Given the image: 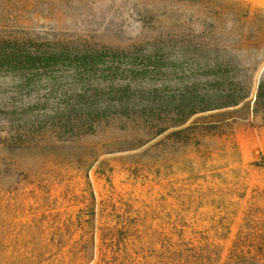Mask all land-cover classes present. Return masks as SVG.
<instances>
[{"label":"rangeland","instance_id":"obj_1","mask_svg":"<svg viewBox=\"0 0 264 264\" xmlns=\"http://www.w3.org/2000/svg\"><path fill=\"white\" fill-rule=\"evenodd\" d=\"M263 75L264 0H0V264H225L264 221Z\"/></svg>","mask_w":264,"mask_h":264},{"label":"trees","instance_id":"obj_2","mask_svg":"<svg viewBox=\"0 0 264 264\" xmlns=\"http://www.w3.org/2000/svg\"><path fill=\"white\" fill-rule=\"evenodd\" d=\"M245 23H249L248 18L244 21V24ZM231 45L232 47L236 46L234 40H232ZM238 66L244 68L242 64ZM253 70L254 69H252V71ZM251 84V77L245 80L232 77L231 82L224 91L226 103L218 105V109L240 107L241 105H243L244 108H248L249 103L247 100L252 92ZM263 101L264 75L259 84L257 99L252 113L255 118L263 114ZM247 223L248 226L252 228V231L240 232L237 239L234 241V245L225 264H264V221H248ZM183 258L185 260L182 264H204L203 262L205 260L208 261L209 264H219L222 259L221 255L218 253L215 254V256L190 255ZM125 261H129L131 264L134 263L132 258L126 257L124 259V262Z\"/></svg>","mask_w":264,"mask_h":264}]
</instances>
